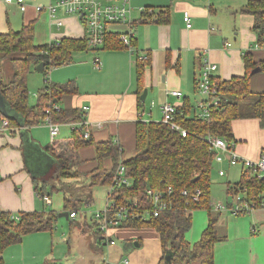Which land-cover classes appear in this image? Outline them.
Segmentation results:
<instances>
[{"label":"crops","instance_id":"1","mask_svg":"<svg viewBox=\"0 0 264 264\" xmlns=\"http://www.w3.org/2000/svg\"><path fill=\"white\" fill-rule=\"evenodd\" d=\"M25 1L27 9L21 11L18 5L0 0V35L29 29L32 31L33 45L38 49L58 44L64 39H88L85 26L76 15L59 8L55 18H51L46 9L37 10L38 6L55 5L58 0ZM107 1L126 2L132 7L133 52L120 48L116 35L122 28L114 25L111 26L106 46L104 44L94 49L89 45L90 48L85 51L74 53L71 63L52 68L47 76L38 72L37 68H32L28 81L33 73L38 72L42 74V87L44 77L56 85L74 82L76 93L62 97L57 104L59 109L85 111L84 130H88L94 142L113 140L120 145L123 159L135 156L136 122L141 119L161 121L163 104L170 103L179 108L187 104L193 112H201L200 108L211 99L200 88L206 60L214 64L213 75L217 82L244 77V56L247 53H253L258 61L264 60V45L257 43L253 28L254 17L243 12L249 0ZM140 8L152 9L153 14H143ZM186 12L191 15V28L186 27ZM59 21L62 25L58 24ZM142 55L146 59H140ZM26 56L25 53L15 52L1 60L0 77L4 86L14 79L15 61ZM95 58L100 59L101 68L95 67ZM140 70L143 73L141 81L138 80ZM145 90L147 94L141 110L139 101H142ZM172 91H181L182 97L173 96ZM6 105L16 124H9V128L4 130L1 122L3 118H0V212L16 215L40 212L46 207L37 195L34 177L40 179L53 171L56 157L48 151V147L57 142L62 145L58 148L62 152L66 142L73 140L72 124L78 122L60 124L59 139L52 142L45 121L27 124L8 103ZM233 135L236 150L242 157L251 160L261 157L264 130L258 119L235 120ZM83 160L80 172L87 173L96 167ZM83 168L87 171H83ZM220 170H225L226 174L220 176ZM245 170L240 165L230 166L227 160L215 162L213 168L218 177L224 179L227 194L229 185L233 187L239 183ZM97 188L94 189V197ZM109 191L110 187L107 189L104 208ZM229 195L233 197V194ZM243 195H248L245 190ZM49 200L48 211L52 210L59 217L65 211L63 194L54 193ZM211 217L215 220L218 236L222 238L214 247L215 264H264V209L240 216L213 211ZM209 218L208 215L204 230L209 225ZM93 222V215L90 221L86 216H79L75 223L71 222L74 232L65 243L57 238L53 230L30 233L22 242L4 251L3 264H114L112 248L119 247L116 239L115 244L104 246L100 242L102 235L95 236L97 228L91 232L79 228L80 223L90 225ZM144 231L152 232L153 237L160 242L158 233L151 228L119 227L112 229L111 234L113 238L117 236L131 241L144 237L147 234Z\"/></svg>","mask_w":264,"mask_h":264},{"label":"trees","instance_id":"2","mask_svg":"<svg viewBox=\"0 0 264 264\" xmlns=\"http://www.w3.org/2000/svg\"><path fill=\"white\" fill-rule=\"evenodd\" d=\"M243 12L254 17L253 28L257 34V43L263 46L264 0H249ZM32 36L29 29L0 35V63L6 56L15 52L27 55L25 59L15 61L13 81L6 86L1 81L0 91L5 101L16 114L26 120L27 124L45 121L48 116L58 124L86 121L83 115L85 111L54 108L55 105L58 106L62 97L76 93L77 87L74 82L56 85L44 77V81L45 79L47 81L38 93L37 102L30 106L27 81L32 68H37L42 62L45 64L42 72L44 76H47L52 68L71 63L74 53L90 48L88 39H64L58 44L38 49L33 45ZM116 36L120 48L126 49L119 36ZM108 37L104 46L107 45ZM244 59L246 64L244 77H233L224 82H217L215 77L213 78L216 92L205 105L208 114H204L205 106L200 108L201 112L196 110L193 112L190 105L184 104V107L176 108L177 112L173 118L172 123L178 128L162 120H138L136 152L130 159H123L122 148L113 140L95 143L92 137L87 139L85 133L88 130H84L86 128L84 125L72 129L73 140L66 142L62 152L58 149L62 145L53 143L48 147V151L56 157L53 171L40 179L34 177L37 195L46 209L50 206L51 195L61 192L64 196V212H67L71 222L75 223L76 220L72 219L70 214L81 211L85 203H93L96 187L109 186V193H114L115 200L120 204L128 206L136 197L139 206L135 208L133 214H141L145 209L151 210L154 207L149 199L148 190L160 191L166 198L167 208L159 216L149 219L133 217L124 220L120 227L155 230L163 248L160 264L195 262L215 264L214 247L222 238L218 236L214 226L215 220L211 217L213 213L210 196L211 173L216 151L210 139L218 137L227 142H234L233 122L239 119H258L264 130V92H254L251 84V71L256 67L264 70V60L258 61L251 52L247 53ZM142 75L140 70L139 81ZM139 107L141 110L144 107L141 100ZM0 118L5 117L0 114ZM7 120L9 124H16L15 118ZM91 144H95V160L98 165L90 172L82 173L79 169L82 164L79 150ZM107 159L112 163L110 170L104 166ZM121 167H124L122 176L129 180V185H116V179L121 175L119 172ZM68 179L76 180V184L67 183ZM77 185L81 186L78 187L79 190ZM80 188H84L85 192ZM196 190H200L201 194L195 199ZM244 190L249 199L264 200V178H257L246 169L239 183L233 187L229 185L228 193L244 198ZM202 208L209 210V225L201 238L192 244L187 238L192 228V213ZM46 209L19 215L0 212V264H3L4 251L22 242L26 235L36 231L53 230L57 215L52 210L48 211L50 208ZM43 220L45 223H42ZM98 225L97 221L90 224L94 230L97 228L94 231L96 235H102L101 242L104 234ZM168 254L172 255L170 261L165 258Z\"/></svg>","mask_w":264,"mask_h":264},{"label":"built area","instance_id":"3","mask_svg":"<svg viewBox=\"0 0 264 264\" xmlns=\"http://www.w3.org/2000/svg\"><path fill=\"white\" fill-rule=\"evenodd\" d=\"M7 4H16L20 7L21 11L27 9V3L25 0H3ZM59 8L66 10L68 14H73L78 17V19L84 24L85 29L88 34V43L94 49L105 44L108 34L111 32V26H118L121 30L118 31V36L122 44L129 51L133 52V43H134V25L132 20L133 9L131 6L127 5L126 2L122 3H111L107 0H58L55 5L50 4L48 7L38 6V11H43L46 9L51 18H55L56 12ZM141 13L152 14L153 10L149 8H140ZM184 20L187 28L192 27L191 15L186 12L184 15ZM59 25H62V22H58ZM140 59H146V56H140ZM96 68H101V61L99 58H95L94 61ZM215 66L210 61L206 60L203 65V75L200 81V88L208 98L216 92V85L213 82V72ZM47 81L45 79L44 83ZM171 94L175 97L181 98V91H172ZM56 110L59 109L58 106H54ZM177 107L170 103H165L161 106V112L163 115L162 121L165 123H172L175 113L177 112ZM204 114H208V109L204 107ZM88 108H86L87 111ZM49 113V111H47ZM2 128L4 130L9 128V122L7 119H2ZM86 121L78 122L72 124L73 129H76L81 126H85ZM45 124L50 131V139L52 142L56 141V138L59 136V127L60 124L55 123L49 116L45 119ZM172 127L178 128L175 123H172ZM185 134V133H184ZM87 139L90 138V133H85ZM213 149L216 151L215 162L223 163L225 160L228 161L230 166H242L246 169H249L254 176L257 178H264V153L258 160H251L245 157H242L239 152L236 150V142H227L223 138L213 137L210 139ZM120 176L116 179V185L122 186L124 184L129 185V180L126 177H123L124 167H121ZM226 174L225 170H220L219 175L224 176ZM186 194V192H183ZM201 194L200 190L195 191V199ZM149 199L151 204L153 203L154 207L150 209H145L141 214H133V211H136L135 208H138V199L135 197L131 202V205L125 206L120 204L115 200L114 193H109L107 199V205L104 210L97 211L93 214L94 222H99V229L104 234V239L101 241L102 245H113L115 244V239L111 234L112 229H116L122 226L124 220L133 219V217L138 218H151L157 217L160 215L164 209L167 208L164 195L160 191L148 190ZM235 201L231 203L216 202L212 205V209L215 212H229L232 215L240 216L251 213L252 211L258 209H264V200L261 201L251 200L248 195H245L242 198L240 195H235ZM81 215V211L78 213L72 212L70 217L72 219H78ZM17 219L16 216H14ZM131 217V218H130ZM125 264H129V261L126 259Z\"/></svg>","mask_w":264,"mask_h":264},{"label":"rangeland","instance_id":"4","mask_svg":"<svg viewBox=\"0 0 264 264\" xmlns=\"http://www.w3.org/2000/svg\"><path fill=\"white\" fill-rule=\"evenodd\" d=\"M251 84H252V90L254 92H257V93L264 92V70L260 71L259 73L255 75H252ZM42 85H43L42 74L38 72L33 73L32 78H29V81H28L29 102L33 106L37 102L38 92L42 89ZM155 120L157 119L155 118ZM159 120H162V119H159ZM58 139L59 137L56 138V140ZM79 155H80V158L81 157L84 158L83 161H85V163H89L91 166L98 165L96 164L97 162L95 160L96 158L95 144L81 147L79 150ZM104 166L106 167V169L110 170L112 168L111 161H105ZM83 171L86 172L87 171L86 168L85 169L83 168ZM75 181L76 180L74 179L66 180L67 183H73V185L76 184ZM79 186L80 185H77L76 187L78 188ZM108 188L109 186H98L95 192V197H94L95 202L87 203V204L85 203V206L81 209L80 216L82 218L86 216V218H88V221H90V218L95 212L104 210ZM80 189L83 192H85L84 188H80ZM228 195L229 194H227L226 183L224 179L219 178L217 173H215V171H212L211 188H210V196L212 199V203L214 201L224 202V203L234 202L235 197L234 196L232 197L231 195L228 196ZM227 197H228V200H227ZM211 211L213 212L212 208H211ZM208 215H209V210L207 208L194 210L193 227L190 233L188 234V238L191 243H194L197 240H199V238H201L200 235L202 231L204 230L205 226L207 225ZM79 220H81V218ZM42 223H45V220H43ZM79 228L80 230H85V231L90 230V232L93 229L92 226L86 225L85 223H82V224L80 223ZM53 232L57 235V238L59 237V239H61L63 243H65L68 239H71L72 238L71 233L74 232V231L72 232L71 220L65 217H57L54 223ZM144 232L147 234L144 237H141V239L134 238L131 241L130 240L125 241L124 239H119L117 236L114 238L117 241V246L122 248V250L119 247H118L119 249L116 247L112 248V260L114 264H124L125 259L129 260L130 264H160L163 258V248L159 240L153 237L152 232H149V231H144ZM95 236L97 237V235ZM137 241L139 243L138 247L135 245V242ZM83 248H84V245H83ZM106 250L107 249L105 248V251Z\"/></svg>","mask_w":264,"mask_h":264},{"label":"water","instance_id":"5","mask_svg":"<svg viewBox=\"0 0 264 264\" xmlns=\"http://www.w3.org/2000/svg\"><path fill=\"white\" fill-rule=\"evenodd\" d=\"M44 66L45 64L42 62L40 63L38 66H37V71L38 72H43L44 70ZM260 71H262V68L261 67H256L255 69H253L251 71V75H255L257 73H259ZM0 84H1V78H0ZM146 94H147V90L144 91V94L142 95L141 99L142 101H144L146 99ZM57 102V101H56ZM6 101L4 99V97L2 96L1 94V91H0V114L5 116L6 118H11L12 116L9 114L8 112V109H7V105H6ZM9 105V104H8ZM14 118V117H13ZM59 217H65L67 219H69V214L67 212H63L61 214H59ZM135 245L138 247L139 246V243L138 242H135ZM166 260L167 261H170L171 258H172V255L171 254H168L166 255Z\"/></svg>","mask_w":264,"mask_h":264}]
</instances>
